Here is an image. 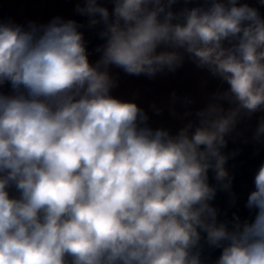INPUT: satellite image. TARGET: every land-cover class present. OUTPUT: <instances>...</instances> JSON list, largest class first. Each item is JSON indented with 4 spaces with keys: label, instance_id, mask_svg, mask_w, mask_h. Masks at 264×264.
<instances>
[{
    "label": "clouds",
    "instance_id": "1",
    "mask_svg": "<svg viewBox=\"0 0 264 264\" xmlns=\"http://www.w3.org/2000/svg\"><path fill=\"white\" fill-rule=\"evenodd\" d=\"M83 3L89 26L104 25L95 64L75 20L0 22V86H11L0 92V264H202V233L222 249L215 264H264V163L246 202L251 222H218L208 183L211 169L231 187L225 136L241 113L264 110L258 9L204 0L174 13L177 0H113L110 18L98 0ZM185 54L228 85L198 123L154 130L143 109L111 95L110 66L152 78Z\"/></svg>",
    "mask_w": 264,
    "mask_h": 264
},
{
    "label": "rangeland",
    "instance_id": "2",
    "mask_svg": "<svg viewBox=\"0 0 264 264\" xmlns=\"http://www.w3.org/2000/svg\"><path fill=\"white\" fill-rule=\"evenodd\" d=\"M6 8L5 22H14L27 28L29 22L47 24L54 17L69 20L82 0H2ZM259 1V0H254ZM111 16V15H110ZM162 50V49H158ZM101 52L88 54L95 64ZM109 74L115 81L111 95L122 101L133 102L143 109L155 129L162 128L175 135L190 121L198 123L195 113L207 107L213 94L223 92L228 85L214 77L207 69H201L187 54L181 67L175 72L167 70L149 78L145 75H128L122 69L110 66ZM225 109L231 105L221 102ZM264 118V110L251 116L241 113L232 132L225 136L228 141L250 142L264 151V137L255 139V132Z\"/></svg>",
    "mask_w": 264,
    "mask_h": 264
},
{
    "label": "water",
    "instance_id": "3",
    "mask_svg": "<svg viewBox=\"0 0 264 264\" xmlns=\"http://www.w3.org/2000/svg\"><path fill=\"white\" fill-rule=\"evenodd\" d=\"M99 1L100 0H98V2ZM240 2L248 3L251 7L257 8L261 17L264 18V5L259 2L247 0H240ZM203 3L204 0H190L188 3H185V0H178L177 3L172 6L171 10L174 13H178L184 7H197L203 5ZM80 6H84L83 0ZM87 17L88 16L81 15L76 11L70 19L75 20L78 25H81L78 30L83 33L87 53H89L104 44L105 40L99 35L104 29L103 24L84 28ZM5 19V4L0 0V22H5ZM0 92L5 94L10 93V84L6 83L0 86ZM226 141L227 144L221 149V152L227 156L225 169L231 177V187L229 189H223L220 186V182L215 179L214 171L210 169L208 172V183L210 186L216 188L217 191L214 199L209 203L217 210V221L226 222L231 229L235 216H238L241 222H251L254 220L256 210L248 209L246 207V202L249 194L255 190L254 179L260 165L264 163V151L259 146L250 142ZM9 191L10 195H17L14 188L9 189ZM201 235L202 239L199 251L201 253L202 264H215L222 249L209 246L204 239L206 234L202 233Z\"/></svg>",
    "mask_w": 264,
    "mask_h": 264
},
{
    "label": "flooded vegetation",
    "instance_id": "4",
    "mask_svg": "<svg viewBox=\"0 0 264 264\" xmlns=\"http://www.w3.org/2000/svg\"><path fill=\"white\" fill-rule=\"evenodd\" d=\"M177 1H178V0H177ZM247 1L259 2V1H254V0H247ZM98 3H99L101 6L106 7V8L109 10L110 15L112 14L113 9H114V3H113V0H100ZM259 3H260V2H259ZM96 18L99 19L98 16H97ZM110 18H111V16H110ZM86 20H87V22H86L84 28H86V27H90V26H89V17H87ZM101 24H102V23H101ZM102 45H103V44H102ZM100 46H101V45H100ZM220 255H221V254L218 255L217 259L219 258ZM203 264H206V263H203Z\"/></svg>",
    "mask_w": 264,
    "mask_h": 264
},
{
    "label": "trees",
    "instance_id": "5",
    "mask_svg": "<svg viewBox=\"0 0 264 264\" xmlns=\"http://www.w3.org/2000/svg\"><path fill=\"white\" fill-rule=\"evenodd\" d=\"M97 50H92L91 52H89L88 54H90V53H92V52H96ZM147 125L148 126H150L151 128H153L154 130H155V128L152 126V125H150L149 123H147Z\"/></svg>",
    "mask_w": 264,
    "mask_h": 264
}]
</instances>
